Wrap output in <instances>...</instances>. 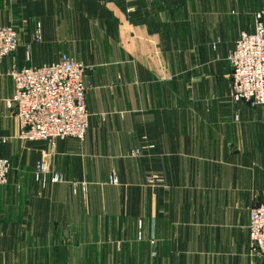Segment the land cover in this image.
Returning a JSON list of instances; mask_svg holds the SVG:
<instances>
[{"label":"crops","instance_id":"0c3cea01","mask_svg":"<svg viewBox=\"0 0 264 264\" xmlns=\"http://www.w3.org/2000/svg\"><path fill=\"white\" fill-rule=\"evenodd\" d=\"M260 9L261 0H0V22L19 34L0 60V96L13 93V66L68 53L87 64L90 112L83 141L19 140L15 107L0 100V156L12 161L0 183V264H71L73 237L74 264L85 244L90 264H264L249 230L264 190V106L233 100L228 60ZM44 156L65 180L42 189L33 170ZM148 172L165 182L145 183ZM73 180L89 182L85 194Z\"/></svg>","mask_w":264,"mask_h":264},{"label":"built area","instance_id":"2783aa9c","mask_svg":"<svg viewBox=\"0 0 264 264\" xmlns=\"http://www.w3.org/2000/svg\"><path fill=\"white\" fill-rule=\"evenodd\" d=\"M263 15V11L256 13L254 29H242L228 54L232 67L231 94L236 102L246 99L253 105L264 106ZM41 38L42 28L38 23L35 39ZM18 45L17 28L0 22V60L14 53ZM86 70L87 64L68 53L39 65L13 66L8 71L14 82L13 93L7 98L0 96V100L5 99L9 107H15L19 120L17 137L23 140H49L53 144L59 138L68 137L83 141L90 114L86 103L89 87L84 78ZM146 146L153 147L154 143L137 147L132 153L140 155L142 147ZM11 168V159L0 156V183L9 181ZM33 175L42 189L50 182L65 180L62 172L52 170L48 160L42 158L36 161ZM119 180L117 172L111 171L109 181L118 183ZM146 181L164 183L165 176L158 172L147 173ZM72 185L75 192L81 191L83 194L88 186L85 180H73ZM249 230L251 250L264 256V190L261 201L251 208ZM152 242H156V238Z\"/></svg>","mask_w":264,"mask_h":264},{"label":"rangeland","instance_id":"374dc122","mask_svg":"<svg viewBox=\"0 0 264 264\" xmlns=\"http://www.w3.org/2000/svg\"><path fill=\"white\" fill-rule=\"evenodd\" d=\"M264 0H261V9L260 11H263L264 12ZM264 16V15H263ZM251 30V29H249ZM230 63V62H229ZM231 65V64H230ZM19 140H23V139H20ZM21 142V141H20ZM42 159H46L45 156L42 158ZM148 173H151V172H148ZM162 174V173H161ZM109 178V177H108ZM145 179V183H149L146 181V175L144 177ZM87 182V185L89 184V182L87 180H85ZM120 182V180H119ZM118 182V183H119ZM152 184V183H151ZM154 184H158V183H154ZM152 184V185H154ZM88 187V186H87ZM139 235V238H141V235H140V232L138 233ZM155 238L154 236H151L149 239H150V242L151 244L155 243V242H152V239ZM70 250H71V255L73 256L72 258V262L71 264H74V255L77 256V249L79 248V244L77 243V237H73L72 241L69 242L67 245H66ZM93 245L92 244H85L84 248H85V252H84V264H90L91 260H92V253L90 252V248L92 247ZM153 254L156 253L155 250L152 251ZM77 259V258H75ZM77 263V262H76Z\"/></svg>","mask_w":264,"mask_h":264}]
</instances>
